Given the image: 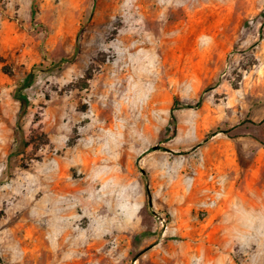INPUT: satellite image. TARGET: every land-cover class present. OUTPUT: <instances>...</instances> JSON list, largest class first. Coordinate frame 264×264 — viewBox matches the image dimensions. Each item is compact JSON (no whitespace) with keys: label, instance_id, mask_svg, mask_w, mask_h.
<instances>
[{"label":"rangeland","instance_id":"obj_1","mask_svg":"<svg viewBox=\"0 0 264 264\" xmlns=\"http://www.w3.org/2000/svg\"><path fill=\"white\" fill-rule=\"evenodd\" d=\"M0 264H264V0H0Z\"/></svg>","mask_w":264,"mask_h":264},{"label":"trees","instance_id":"obj_2","mask_svg":"<svg viewBox=\"0 0 264 264\" xmlns=\"http://www.w3.org/2000/svg\"><path fill=\"white\" fill-rule=\"evenodd\" d=\"M59 63H52V65H58ZM39 66H35L33 70L29 73L28 78H23L20 82L18 87L16 88L14 92V96L20 101L21 103V115L26 111L30 104V97L27 93L24 92L26 88H29L32 86L36 79V69H41L38 68ZM42 67V66H41ZM50 68V67H47ZM147 194H150L149 188L146 189Z\"/></svg>","mask_w":264,"mask_h":264},{"label":"crops","instance_id":"obj_3","mask_svg":"<svg viewBox=\"0 0 264 264\" xmlns=\"http://www.w3.org/2000/svg\"><path fill=\"white\" fill-rule=\"evenodd\" d=\"M222 174V173H221ZM223 175V174H222ZM224 177V176H223ZM219 196V195H218Z\"/></svg>","mask_w":264,"mask_h":264},{"label":"water","instance_id":"obj_4","mask_svg":"<svg viewBox=\"0 0 264 264\" xmlns=\"http://www.w3.org/2000/svg\"><path fill=\"white\" fill-rule=\"evenodd\" d=\"M152 203V202H151Z\"/></svg>","mask_w":264,"mask_h":264}]
</instances>
